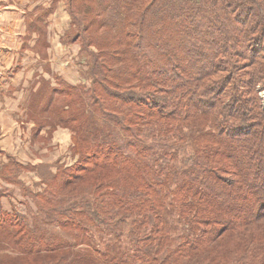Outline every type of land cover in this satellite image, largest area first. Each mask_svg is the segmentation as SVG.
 I'll return each instance as SVG.
<instances>
[{
	"label": "trees",
	"instance_id": "1",
	"mask_svg": "<svg viewBox=\"0 0 264 264\" xmlns=\"http://www.w3.org/2000/svg\"><path fill=\"white\" fill-rule=\"evenodd\" d=\"M64 1L83 83L26 118L76 158L0 161L38 188L0 210V264H264V0Z\"/></svg>",
	"mask_w": 264,
	"mask_h": 264
},
{
	"label": "rangeland",
	"instance_id": "2",
	"mask_svg": "<svg viewBox=\"0 0 264 264\" xmlns=\"http://www.w3.org/2000/svg\"><path fill=\"white\" fill-rule=\"evenodd\" d=\"M69 21L64 0H0V69L4 71L0 82L10 84L8 79H22L20 89H24L22 94L19 90L10 97L5 96V99L3 96L0 102H5V105L1 104L5 107V113L19 122H28L30 126L33 124L27 120L26 114L28 105L31 104V94L39 87L42 88L39 84L49 80L55 87L56 78L77 86L83 83L78 72V66L83 60L79 56L80 43H71L65 36ZM30 23L35 24V27L30 28ZM36 27L37 32L31 31ZM8 66L10 70L7 71ZM41 79L44 80L41 82ZM1 119L2 116L0 123H3ZM22 128L25 131H21L23 141L10 140L11 134L5 135L7 131L3 127L0 129V144L5 143V152L17 154L20 164L34 165L44 161L58 162L69 167L74 164L76 156L71 152L69 129L60 126L52 130L40 129L39 132H44L28 142L26 126L23 124ZM30 129L29 134L32 136L37 127L33 125ZM6 136L7 140L1 141ZM4 156L5 161L9 158L17 161L14 157ZM20 179L25 184L26 192L0 180L1 211L27 214L28 208H33L30 193L38 190L33 186L37 178L33 173L27 172Z\"/></svg>",
	"mask_w": 264,
	"mask_h": 264
},
{
	"label": "crops",
	"instance_id": "3",
	"mask_svg": "<svg viewBox=\"0 0 264 264\" xmlns=\"http://www.w3.org/2000/svg\"><path fill=\"white\" fill-rule=\"evenodd\" d=\"M24 16H25V13H23V17ZM0 61H1V59H0ZM11 61L13 62V59ZM17 61H15L16 64H18ZM0 64H1V62H0ZM8 70H10L9 66L7 67V71ZM2 74H4V71L0 69V78L3 77ZM32 75H34V74H32ZM8 80L10 81V84H8L6 82H3V83L0 82V99H2L3 96H4L3 99L6 98L5 96L10 97L13 94V92H17L19 90H20L21 94L24 93V89H20V87H21L20 85H22V79H17L16 78V79H8ZM8 92H9V94H8ZM2 93H4V95ZM13 96H12V98H13ZM4 103L5 102H3V100H2V102H0V116H2V119L1 120L4 121L3 123L1 122L0 124L5 129V131H7L5 135H10L11 134V139L10 140L15 139V141H17V140H19V141L22 140L23 141V139L21 138V136H22L21 131L22 132H25L24 131V128H22V125L24 124L26 126V131L28 132V135L30 136V137L27 136L28 137V142L29 141H33L34 135L31 136L29 134L31 132V129L30 128H32L33 124L30 126V124L28 122H22V121L19 122V120H16V118H14L13 116L9 115V113H5V111H4L5 107L4 106H1V104H4ZM2 127H0V129H2ZM42 132H44V130H42L41 132H39L38 135L41 134ZM5 140H7V136H6V138L1 139V141H3V142ZM4 145H5V143H1L0 144V155H1L0 156V161H5V159H3L5 157L4 156V154H5V155H7V157H14L18 162H20L19 159H18V157H17L18 156L17 154H16L17 155L16 156L15 153L13 155L11 153H8L7 151L5 152V149L6 148L3 147ZM1 146L3 148H1ZM1 153L3 154V157H2V154ZM27 163H29V162H27Z\"/></svg>",
	"mask_w": 264,
	"mask_h": 264
}]
</instances>
